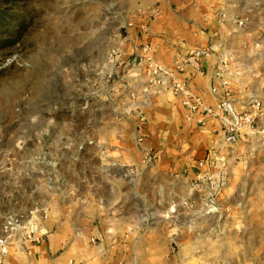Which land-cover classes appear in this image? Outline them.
I'll list each match as a JSON object with an SVG mask.
<instances>
[{"label":"crops","instance_id":"obj_1","mask_svg":"<svg viewBox=\"0 0 264 264\" xmlns=\"http://www.w3.org/2000/svg\"><path fill=\"white\" fill-rule=\"evenodd\" d=\"M223 7L229 16L247 17V26L223 20ZM155 8L159 15L149 21ZM128 18L119 44L123 58L102 92L99 118L94 107L88 112L95 136L85 176L79 170L68 200L50 199L43 241L14 240L0 264H264V134L228 145L216 119L201 125L169 90L144 92L147 79L133 61L145 23L154 55L166 67L210 49L200 61L202 72L188 64L179 77L213 104L214 73L227 57L232 102L245 110L259 96L252 82L260 80L253 66L264 64V41H255L264 31V0H144ZM259 124L264 129V114ZM147 150L155 160L144 166ZM130 165L139 168L133 181L122 177ZM203 171L225 180L221 212L195 216L190 210L186 216L180 202H200L192 182ZM170 208L180 212L165 218Z\"/></svg>","mask_w":264,"mask_h":264},{"label":"rangeland","instance_id":"obj_2","mask_svg":"<svg viewBox=\"0 0 264 264\" xmlns=\"http://www.w3.org/2000/svg\"><path fill=\"white\" fill-rule=\"evenodd\" d=\"M143 1L0 0V233L9 215L68 200L79 170L85 176L95 136L88 112L99 115L122 60L111 61V51H121ZM253 69L264 107V64Z\"/></svg>","mask_w":264,"mask_h":264},{"label":"built area","instance_id":"obj_3","mask_svg":"<svg viewBox=\"0 0 264 264\" xmlns=\"http://www.w3.org/2000/svg\"><path fill=\"white\" fill-rule=\"evenodd\" d=\"M158 15L159 9L155 8L149 14V21L155 20ZM220 16L223 20L233 19L237 21L242 28L247 26L249 20L247 17L227 15L224 7L220 10ZM141 30L144 41L133 61L143 69L147 79L144 92H151L153 89L169 90L180 99L182 106L188 111V117L190 119L197 118L201 125L206 124V118L216 119L220 123L224 141L230 146H235L241 137L257 138L259 134H264V130L259 126V119L264 113L263 103L259 98L251 99L245 110L239 111L234 107L229 80L231 72L227 57L221 58L215 70L214 76L218 84L211 87L212 94L216 96L215 103L211 104L194 93L186 80L179 77V74L188 64H193L198 71L202 72L200 61L202 58L210 56L212 50L206 48L196 50L182 60L176 61L173 68L166 67L154 55L153 46L149 41V24H142ZM111 52V61L117 62L118 58H123L121 51L112 50ZM141 120H145L144 115ZM141 141L142 138L139 137L138 142ZM154 160L153 152L147 150L143 154L141 164L148 166ZM199 164L203 165L204 162L201 161ZM138 173L139 168L136 165H130L124 168L122 177L125 180L133 181L137 178ZM224 186L225 180L221 175L208 171L200 172L192 182V190L199 193L200 202L198 203L193 197L183 198L180 202L182 213L187 216V212L192 210L195 212V216L219 214L221 212L220 197ZM179 212L180 210L177 208H170L169 212L163 216L169 218L171 214H178ZM50 215L51 209L48 205H44L29 214L14 213L6 217L0 233V262L8 253V246L14 240H18L22 245L42 242L48 232L45 223Z\"/></svg>","mask_w":264,"mask_h":264}]
</instances>
